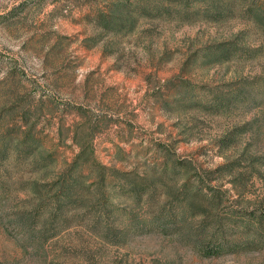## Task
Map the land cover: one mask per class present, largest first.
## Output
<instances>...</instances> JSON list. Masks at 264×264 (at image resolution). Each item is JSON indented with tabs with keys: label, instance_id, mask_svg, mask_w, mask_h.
Instances as JSON below:
<instances>
[{
	"label": "rangeland",
	"instance_id": "obj_1",
	"mask_svg": "<svg viewBox=\"0 0 264 264\" xmlns=\"http://www.w3.org/2000/svg\"><path fill=\"white\" fill-rule=\"evenodd\" d=\"M102 1L0 0V150L7 154L0 162V264H264L260 237L250 247L248 234H232L239 247L227 251L222 228L210 229L204 196L208 186L222 198L232 189L228 173L211 181L209 170L244 149L264 154V102L233 94L246 83L260 87L256 78L264 84L261 28L234 6L216 21L141 18L132 32L105 33L87 18ZM226 41L258 55L208 64L206 48ZM219 95L231 105L215 107ZM246 123L252 128L241 133ZM29 126L38 147L30 161H17V143L6 142ZM232 132L235 142L218 153L216 142ZM157 148L202 176L198 195L182 190L183 169L164 173ZM77 155L88 158L82 166L89 182L109 194L114 237H105L106 224L94 225L85 207H71L62 220L55 215L54 184ZM43 156L50 157L45 164ZM100 166L103 183L94 170ZM108 169L136 174L146 188L138 203L125 189L105 187L113 183ZM246 169L236 164L239 173ZM250 172L239 177L246 185L221 201L218 221L248 203L264 210V167ZM44 194L50 216L33 211ZM97 194L89 188L83 195L94 201ZM200 244L213 255H203Z\"/></svg>",
	"mask_w": 264,
	"mask_h": 264
},
{
	"label": "trees",
	"instance_id": "obj_2",
	"mask_svg": "<svg viewBox=\"0 0 264 264\" xmlns=\"http://www.w3.org/2000/svg\"><path fill=\"white\" fill-rule=\"evenodd\" d=\"M93 0H87L86 4L91 3ZM102 7H92L91 13L87 16L90 24L93 27L100 29L105 33H127L132 32L137 25L139 19H163V20H175L180 23H191L198 19H210L218 20L220 17H228L233 13L234 6H237L241 11L240 16L246 19L253 21L257 26H259L264 34V0H103ZM85 4V3H84ZM204 58L208 64L219 65L225 64L235 60L249 61L255 59L258 55L257 49H250L238 45L234 41L219 42L213 44L206 48L204 51ZM260 82V87H257L254 84H243L239 87L234 94V99L241 97V99L249 100V103L264 102V84L260 78H256ZM183 97L188 95V87L185 85L183 87ZM255 93V94H254ZM218 100L215 102V107L226 106L224 102L226 101L227 105L230 106L229 100H224L223 95H219ZM251 99V100H250ZM25 117V121H26ZM249 123V122H248ZM243 124L240 126L241 133H247L251 130V124ZM251 127V128H250ZM31 126L26 130L22 131V137L20 138H8L6 143H17L16 150L14 152L15 158L17 161L20 159L24 161H30L31 157L33 158L34 153L38 146V143L34 136L31 134ZM236 132H232L229 135L223 136L216 142L218 146V153H222L225 149H228L229 146L233 144L236 140ZM7 147V144H5ZM161 148V147H160ZM7 150V149H6ZM156 152L161 159L163 165V170L166 175L171 174L176 176L181 169L184 172V184H182V190L184 192L189 191L192 188L193 194H199L202 191V176L194 174L191 172V168L186 166L182 161L177 162L175 159L170 156V154L160 151L158 148ZM7 157L5 151L0 150V162L4 161ZM48 156H43L40 161L45 164V160L50 159ZM88 161V158L82 157V155H77L72 163L68 165L66 170L60 174L57 182L54 184L55 194L52 200L54 203L52 206L55 207V215L58 217H66V211L68 209L76 207H85L88 211L87 214H90V218L93 221L94 225H100L104 221L105 227H103V233L106 238L114 237L113 230L108 228L107 221L108 218L112 219V206L109 199V194L101 191L100 189L94 188L96 183L89 182L90 179L87 178L86 173L83 171L84 163ZM89 162V161H88ZM244 162L246 163L247 169L245 172L239 173L236 170V164ZM94 164V162H91ZM43 165V164H40ZM96 165V164H94ZM96 167L94 170L97 171V177L99 182L103 183L105 181L104 171L106 168ZM264 167V154L257 156L256 154L249 152L247 149H244L242 152L236 154L235 158L231 161H227L221 165H217L214 169L209 170V175H215L211 181H216L219 177H222L224 174L228 173L231 178L228 182L231 184L232 189L237 191V185H246L240 180V176H244L251 171L250 174L259 173L260 168ZM154 171V170H153ZM156 172V171H155ZM111 174L110 179L112 184H108L105 187L113 188L119 187L120 190H127L129 195L133 196L134 205L138 203L142 197L143 191L140 189L139 185L134 179H136V174L133 171L122 172L115 169H108L107 175ZM154 181H160V178L155 179ZM155 184V183H153ZM153 186V185H152ZM36 188V187H34ZM97 194V199L94 201L88 200L83 195L86 192V189H89ZM237 188V190H236ZM155 189V188H154ZM209 192H205V201L208 205L209 215L211 219L210 229L215 231L216 229L222 228L223 239L226 240L227 251H234L239 247L237 244L238 240H230V236L237 235V232H245L248 234L250 239H245L246 245L252 247L257 244L256 239L260 237L264 243L262 237V232L264 230V210L260 214L256 213V210L253 206H249L250 203L241 206L238 210H228L226 220L217 219L218 207L223 199L229 201V192L231 190H226L221 192L223 196L227 198H222V196L216 192L214 187L208 186ZM82 192H78V191ZM142 191V192H141ZM243 192H237L238 195H241ZM175 197L174 194H172ZM47 194L41 195L37 200V206L34 208L35 211L46 215V213H52L51 203L46 204L45 200ZM49 197V196H47ZM7 198V197H6ZM48 202H51L48 201ZM186 202V200H185ZM185 206L191 211L193 209V203H186ZM50 209V210H49ZM208 212V211H206ZM26 215V214H25ZM29 217L23 216V218ZM22 218V219H23ZM19 221V218H18ZM160 221V220H159ZM157 223H152L157 225ZM162 225L163 221L160 222ZM20 229H30L29 226L20 224ZM44 234V233H43ZM239 243V242H238ZM203 255L211 256L214 252H209L208 246L200 244L199 248ZM224 251L221 247L215 253Z\"/></svg>",
	"mask_w": 264,
	"mask_h": 264
}]
</instances>
